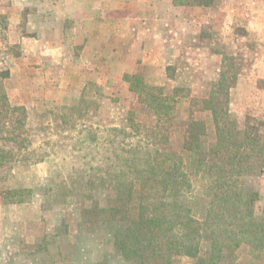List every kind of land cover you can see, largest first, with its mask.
<instances>
[{
	"label": "rangeland",
	"instance_id": "obj_1",
	"mask_svg": "<svg viewBox=\"0 0 264 264\" xmlns=\"http://www.w3.org/2000/svg\"><path fill=\"white\" fill-rule=\"evenodd\" d=\"M253 9L264 11V0L247 5L244 10L252 12ZM256 24L257 30L251 29L249 33L237 30L236 39L239 42L234 41L235 51L228 43L221 50L223 63L220 74L228 77V81L231 77L234 79L229 82L233 85L229 91V116L236 119L242 128L244 124L255 126L258 121H264V18H258ZM201 41L207 45L216 43L215 37L208 39L203 36ZM175 69H169L170 76L175 77ZM74 70L71 66L57 64L43 68L37 58L26 59L18 49L0 51V207H3L0 212V264H195L192 259L178 256L169 261L163 257L143 262L131 255H118L108 236L115 230L114 225L93 213L90 201L85 204L87 210L81 215L80 203L75 204L81 202L84 195L91 198L95 193L89 190H80L74 195L68 193L73 188L77 189L69 184L76 181V177L69 179L72 171L63 167L62 162L64 159L69 163L75 162L74 159L83 156L77 153L73 154L75 158L68 156L70 139L79 144L83 142L79 141L80 138L87 142L92 139L88 135L78 136L80 127L77 119L111 130H123L126 136L138 135L135 125L154 124L155 112L163 111L160 107L153 108L155 101L152 103L151 95L158 96V93L168 101L163 103L164 106L173 108L174 112L169 123L165 122V115H156L160 121L157 130L162 134L159 140H168L173 150L179 151L184 143L187 123L191 120L203 121L205 135L201 138V152L204 157L214 146L216 137L209 112L201 110V100L208 97L212 84L218 81L220 75L214 81L200 82L194 88H176L168 96H163L167 91L158 88L156 91L145 90V85L137 82V78L125 77L128 83L125 86L135 91V97L110 98L108 111L99 115L97 111L101 110L103 96L99 85H85L80 98L64 100L62 104L40 98L45 92L42 89L49 90L58 79H74ZM239 83L244 96L242 100L233 95V89ZM143 104L148 106L143 107ZM13 123L14 128L11 127ZM5 127L7 134L2 137ZM31 129H37V132ZM165 130L171 131L170 140L168 134L164 136ZM261 133L264 134V128ZM100 136L103 138L104 134ZM102 140L94 142L101 143ZM42 143L44 146L37 150ZM133 143L134 140L124 139L117 145L123 147ZM28 156H32V160L44 159L45 163L12 167V162ZM106 157V154L100 156L102 159ZM191 169L187 172L190 173ZM206 178L205 173H192L182 189L186 204L197 220L204 218L210 201L205 189ZM246 180L248 188L258 194L255 214L264 220V172H257ZM10 206L19 208L13 212L12 218L7 212ZM24 207L35 212L34 219L25 217L27 213L21 209ZM20 217L21 220H16ZM236 254L238 264H264V249L253 251L243 244Z\"/></svg>",
	"mask_w": 264,
	"mask_h": 264
},
{
	"label": "trees",
	"instance_id": "obj_2",
	"mask_svg": "<svg viewBox=\"0 0 264 264\" xmlns=\"http://www.w3.org/2000/svg\"><path fill=\"white\" fill-rule=\"evenodd\" d=\"M173 1L176 5L212 3V0ZM230 81L220 74L208 97L201 100V110L209 112L216 137L214 146L204 157L201 152V138L205 135L203 121L187 123L179 151H174L168 140H159L162 134L157 130L160 121L156 115H165V122L169 123L174 113L173 108L164 106L168 101L160 97L161 93L151 97L152 103L155 101L153 108L160 107L163 111L155 112L154 124L135 125L138 135L126 136L123 130H111L76 118L80 127L78 136L88 135L92 139L87 142L80 138L81 144L70 139L68 156L75 158L74 153L83 156L74 159L75 162L69 163L66 159L62 162L63 167L72 171L69 179L76 177L69 184L77 189L68 193L74 195L80 190L95 193L91 198L84 195L75 204L80 203L81 215L90 201L93 213L114 225L115 230L108 236L118 255H131L143 262L163 257L169 261L178 256L192 259L195 264H238L236 253L241 245L253 251L264 249V220L255 214L258 194L248 188L246 180L248 176L264 172V134L261 133L264 121H258L255 126L244 124L242 128L229 116V91L233 87ZM7 130L3 128L2 137ZM31 130L37 132V129ZM165 133L170 140L171 131L165 130L164 136ZM97 139L103 140L95 143ZM124 139L135 143L118 146ZM43 146L42 143L37 150ZM102 154L107 157L100 158ZM41 163L45 160H32L28 156L12 162V167ZM183 167L187 170L183 171ZM189 168H192L190 173ZM201 172L207 176L205 189L210 201L204 218L197 220L186 204L182 189L192 173Z\"/></svg>",
	"mask_w": 264,
	"mask_h": 264
},
{
	"label": "crops",
	"instance_id": "obj_3",
	"mask_svg": "<svg viewBox=\"0 0 264 264\" xmlns=\"http://www.w3.org/2000/svg\"><path fill=\"white\" fill-rule=\"evenodd\" d=\"M256 2L212 0L202 6L173 0H0V51L18 49L43 68L73 67L74 79H58L49 90L42 89L40 98L62 104L80 98L85 85H99L100 115L108 111L110 98L135 97L125 77L167 91L163 96L217 79L223 46L228 43L235 51L237 30H257L258 18H264V11L244 10ZM203 36L215 37L216 43L205 44ZM170 68H176L175 77ZM240 86L233 89L238 100L244 97ZM11 207L9 218L19 209ZM21 209L34 219L31 208Z\"/></svg>",
	"mask_w": 264,
	"mask_h": 264
}]
</instances>
